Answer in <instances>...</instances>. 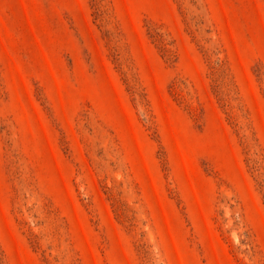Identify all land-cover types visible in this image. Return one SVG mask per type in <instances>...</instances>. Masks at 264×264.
Segmentation results:
<instances>
[{
	"label": "rangeland",
	"instance_id": "1",
	"mask_svg": "<svg viewBox=\"0 0 264 264\" xmlns=\"http://www.w3.org/2000/svg\"><path fill=\"white\" fill-rule=\"evenodd\" d=\"M0 264H264V0H0Z\"/></svg>",
	"mask_w": 264,
	"mask_h": 264
}]
</instances>
